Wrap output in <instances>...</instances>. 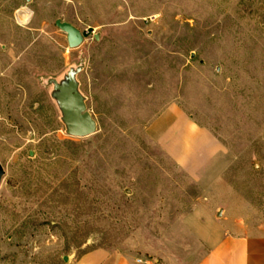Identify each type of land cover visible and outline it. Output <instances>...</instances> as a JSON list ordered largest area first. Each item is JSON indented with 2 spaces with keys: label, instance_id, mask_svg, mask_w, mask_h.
<instances>
[{
  "label": "rangeland",
  "instance_id": "1",
  "mask_svg": "<svg viewBox=\"0 0 264 264\" xmlns=\"http://www.w3.org/2000/svg\"><path fill=\"white\" fill-rule=\"evenodd\" d=\"M71 77L84 138L59 102ZM169 107L212 135L210 157L195 145L183 168L158 141ZM0 164V264H189L203 234L264 235V0H0Z\"/></svg>",
  "mask_w": 264,
  "mask_h": 264
},
{
  "label": "crops",
  "instance_id": "2",
  "mask_svg": "<svg viewBox=\"0 0 264 264\" xmlns=\"http://www.w3.org/2000/svg\"><path fill=\"white\" fill-rule=\"evenodd\" d=\"M158 141L170 152L180 167L192 165L196 154L194 146L204 157L212 155L214 138L204 128L175 107H169L153 122ZM171 136V137H170ZM201 250L189 264H264V235L243 233L238 229H225L218 234L198 237ZM72 264H156L152 259L141 257L136 251H111L98 249L86 253Z\"/></svg>",
  "mask_w": 264,
  "mask_h": 264
},
{
  "label": "water",
  "instance_id": "3",
  "mask_svg": "<svg viewBox=\"0 0 264 264\" xmlns=\"http://www.w3.org/2000/svg\"><path fill=\"white\" fill-rule=\"evenodd\" d=\"M56 26L67 34L69 48L75 49L83 44L85 37L78 27L63 19H58ZM59 90L61 91L59 102L64 113V121L68 126V133L71 136L81 138L96 133V122L88 112L82 97L78 94V86L74 77L70 78L68 86H60ZM4 174L5 172L0 164V184Z\"/></svg>",
  "mask_w": 264,
  "mask_h": 264
}]
</instances>
